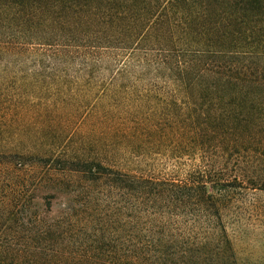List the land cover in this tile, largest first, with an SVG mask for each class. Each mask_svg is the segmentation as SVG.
Listing matches in <instances>:
<instances>
[{
    "label": "trees",
    "instance_id": "16d2710c",
    "mask_svg": "<svg viewBox=\"0 0 264 264\" xmlns=\"http://www.w3.org/2000/svg\"><path fill=\"white\" fill-rule=\"evenodd\" d=\"M23 61L85 79L47 103L0 80V264H264L223 219L264 192V0H0V65ZM62 110L80 142L19 143Z\"/></svg>",
    "mask_w": 264,
    "mask_h": 264
},
{
    "label": "rangeland",
    "instance_id": "374dc122",
    "mask_svg": "<svg viewBox=\"0 0 264 264\" xmlns=\"http://www.w3.org/2000/svg\"><path fill=\"white\" fill-rule=\"evenodd\" d=\"M103 66L106 69L108 63H104ZM0 67L2 68H0V80L3 77H6L8 80L20 81L22 84L24 79V84L27 86H24L23 88L25 92L31 93L33 91L30 85H38L40 89L36 90L38 93L35 95H38L42 103H47V100H49L50 97L56 98V95H58L59 98L64 94V89H66L64 88L66 87L65 84L69 87H76L77 83L82 84V82L78 81L85 79L82 76V73L84 72L79 71L78 65H72L66 68L68 73L66 76L62 73L63 67L49 69L46 65H40L37 67L31 63H25V61H23L22 64H18L15 68L11 66L9 69L5 70L1 65ZM113 67L114 64L108 69ZM116 69L117 68H113L109 71L104 69L101 71L95 70L94 74H92L95 75V80L101 82L102 79L104 81L107 78L108 73L115 71ZM132 70L134 71L131 75H140L143 73L140 72L141 70L139 67H135V69ZM132 78L134 77L130 76L125 83H127V85L134 83ZM136 85L138 89L143 88V78L140 81H136ZM77 87L80 88V85ZM56 88L60 89L62 93L55 94L54 92H57ZM67 104L69 103L67 102ZM84 117L85 116L83 115H77L72 119L69 110H62L58 113L30 112L23 117L24 122L22 123L23 129L21 132L26 135L19 143L22 145H28L35 142L61 144L69 137L72 138V143L80 142L81 137L89 130L87 127H82L83 123L80 124ZM69 120L70 124L66 123ZM122 142L124 141H121V138L119 137L111 143L113 145L110 149L112 157H114L116 161H121L120 163H122L124 169L143 171V163L136 164L135 157L128 153ZM117 149L122 150L118 158L115 153ZM249 194L250 197L246 199L244 205H236L231 210H225L223 212V219L227 226V230L234 241L239 256L242 258L249 256H252L253 258L264 257V235H262L260 230V228L263 227L262 220L260 219H262L261 215H264V192L250 191ZM63 207V198L60 197L57 200L52 201L53 214H59ZM239 229H245L243 231L244 233L241 234Z\"/></svg>",
    "mask_w": 264,
    "mask_h": 264
}]
</instances>
